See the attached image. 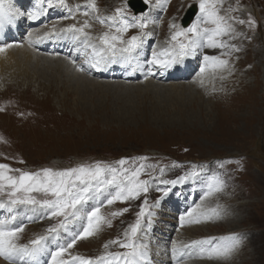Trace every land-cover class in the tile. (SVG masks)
<instances>
[{"label": "rangeland", "instance_id": "rangeland-1", "mask_svg": "<svg viewBox=\"0 0 264 264\" xmlns=\"http://www.w3.org/2000/svg\"><path fill=\"white\" fill-rule=\"evenodd\" d=\"M255 1L259 7L254 6L255 11L252 12V7L245 5L244 10L249 11L243 13L235 8L234 0H218L219 14L230 17L228 23L234 29L230 36L218 39L234 44L239 51L230 48L198 50L195 56L189 58L184 71L177 72L180 76H165L163 69L154 68L155 74L145 79V62L152 58L153 50L159 53L175 43L171 36L178 29L172 25L186 28L181 26L179 19L185 8L192 2L198 3V0H167V3L164 0H149L150 10L156 9L154 13L157 14L151 20L147 13L148 23L144 29L153 35L145 39L138 52L137 59L145 63V70H137L138 75L133 78V82L105 81L111 78L100 74L95 76L90 66L86 70L88 72L74 74L62 66L64 59L59 64L61 70H57L60 73L58 75L50 63L51 57H42V62L47 63L43 67L38 66L31 74H24L25 76L17 72L11 78L14 71L10 69V75L4 82L12 86L0 93V164H8L12 169L27 172L46 167L60 171L81 165L91 166L97 162L102 166L119 168L121 166L117 162L120 160L126 161L123 165L125 169H134L141 164L150 165L151 167L141 172L139 179L154 178L157 182L152 184L147 195L148 205L153 213L152 224L148 226L145 219L143 230L129 240L130 243L134 241L147 246L148 264H264V0L262 3L261 0ZM115 2L116 0H94L95 8H99L101 4L107 6L103 17L115 14L112 8ZM66 3L81 6L73 19L77 22L76 25L78 22L83 24L88 17L93 19L92 14L96 10L87 6L88 0H66ZM11 4L24 13L21 26L29 29H22L20 38L9 41L10 44L26 43L32 28H51L52 20L60 22L56 16L63 20L62 26L69 25L70 18H62L68 15L66 9H63V14H59L56 7L48 8L46 3L43 4L44 11L39 16V24L43 25L39 26L30 25L27 18L29 12L41 7L39 0H11ZM117 4L129 11L125 0H118ZM85 12L88 15H84ZM199 15L198 10L192 23ZM249 17L256 22L254 27L249 25ZM124 18L131 22L129 14H124ZM86 20L90 27L85 31L95 39L93 43L99 42L97 37L103 31H92V21ZM240 20L245 23L239 24ZM94 27L97 29L100 25L95 24ZM201 27L214 25L202 23ZM105 28L108 31L114 30L107 26ZM133 32L134 35H140L138 30ZM122 37L124 40L130 38L126 33ZM181 39L185 38L178 37V40ZM79 44L83 52L85 47ZM91 53L92 51H85L77 62L88 65ZM204 55L217 56L227 60L228 64L224 67H212L209 64L201 73ZM59 60L57 58L54 62L57 64ZM183 74L187 76L184 77ZM242 74L248 75L245 77ZM88 77L97 80L96 83H119L131 91H145L146 96L142 98L146 102L143 101L138 106L137 101L129 102L137 111L134 109L123 116L118 108L129 98L122 96L117 100L114 95L123 94L114 92L113 86H103L91 91L82 90L80 86L76 89L79 94L72 91L70 87L74 82L80 83ZM150 81L164 86L156 90V93L144 90L145 88H135ZM173 164L180 167H172ZM194 165L200 173L198 178L167 186L168 195L158 207H151L161 195L155 190L160 179L175 180L192 170ZM160 168L165 169L163 175ZM213 176H219L224 181V187L202 199ZM114 191V188H109L106 192L94 194L85 210L90 211L93 206H99L100 224L92 236L78 240L69 250L70 255L66 253L63 258L69 261L74 256L84 255L89 259L99 256L111 259L109 253L131 251L130 248L122 249L118 244L110 242L126 239L125 233L135 223L143 194L140 199L116 201L108 205L109 192ZM34 195L38 199L50 198L42 193ZM197 204L201 205L198 211L208 213L211 218L195 229L191 226L182 227L180 216L186 215ZM124 208L129 211L123 215H112ZM23 209L26 211L24 219L34 218L31 214L34 211L30 208H18L15 214L23 215ZM213 209L219 212L218 216H212ZM2 211L0 210V216L4 215ZM37 211L43 213L42 219L23 221L18 225L23 226V231L19 233L17 243H28L40 236L41 232L46 233L47 227L44 225L47 221L51 222L48 226L54 225V219H49L45 210ZM79 222L75 228L71 226L70 232L61 233L67 237L61 245L70 241L73 231L82 230L86 219ZM230 236L240 238L239 245L230 255L209 259L207 250L231 243L226 239ZM194 238L211 239V245L184 249V255L178 260L174 259L171 251L173 246L190 245ZM105 244L109 246L105 248ZM202 248L205 250L203 254ZM75 264H79V261Z\"/></svg>", "mask_w": 264, "mask_h": 264}, {"label": "snow or ice", "instance_id": "snow-or-ice-1", "mask_svg": "<svg viewBox=\"0 0 264 264\" xmlns=\"http://www.w3.org/2000/svg\"><path fill=\"white\" fill-rule=\"evenodd\" d=\"M148 4L149 0H144ZM167 3V0H164ZM218 0H198V10L200 15L190 27L180 28L178 25H172L177 28L171 40L175 43L162 52L153 50L152 58L147 60V71L144 76L148 79L154 75V68L168 69L175 64L181 62L185 57L195 56L199 49L209 48H230L233 51H239L234 44L226 43L218 37L230 36L234 31L232 25L228 23L230 17L220 15V9L217 7ZM40 8L29 12L27 18L29 20L38 19L44 9L43 4H47L48 8L59 7L66 9L68 15L62 17L64 19H75V12L80 9V5L71 6L66 3V0H39ZM88 7L95 8L94 0H88ZM231 9H229L230 11ZM24 13L16 9L11 0H0V32L6 27L13 26ZM84 15H88L87 12ZM99 19V18H98ZM111 21L110 27H115V33L105 32L97 39L99 44L93 43L92 37L86 28L90 27L87 20L81 26L76 24L68 25L65 28L57 31L55 26L51 32L45 33V37L50 38L53 35L61 33L70 34L74 41L81 42L85 49L92 50L89 57L90 68L97 71L107 68V66L116 63H122L126 66H133L135 62V70L144 71L145 63H141L137 59L139 50L142 49L145 39L151 35L150 32H144L147 26V13L141 16L132 15L131 22L125 19L122 9L116 10V15L107 18ZM104 23L105 20H100ZM214 25V27H201V24ZM238 23L243 24L245 21L240 20ZM248 23L250 26H255V21L249 17ZM130 27L139 28L140 35H132L127 40H124L122 34ZM178 37H184L183 40H178ZM42 39V38H41ZM38 42V41H37ZM29 45L34 42L29 39ZM11 44H0V52H4L6 48L11 47ZM166 57V58H161ZM204 66L200 71L203 73L205 67L211 64L212 67H224L228 64L227 60L220 59L217 56L204 55ZM75 66V61H72ZM77 71H86L82 65L76 66ZM146 159V158H141ZM121 167L102 166L99 162L91 166L81 165L79 167L68 168L65 170L54 171L51 168H42L39 171L27 172L19 169H12L8 164H0V196H6V200H0V210H5L9 215L4 219H0V258L8 261V264H39L42 256L48 255L50 260L47 264H148L147 246L137 244L134 241L129 242L131 238L136 237L137 233L143 230L144 221L151 226L153 213L148 205L147 195L152 184L157 183L156 180H141L139 176L141 172L150 165L141 164L134 169H125L124 160L117 162ZM172 167H180L178 164H173ZM197 166H193L192 170L179 176L175 180L160 179L156 191L161 195L157 197L155 204L151 207H158L161 201L168 195L169 185L183 183L189 179H196L200 173L196 170ZM163 175L165 169H159ZM19 173L18 175L9 173ZM163 185L164 187H160ZM224 187V181L219 176H213L209 181L206 191L203 193L202 199H206L212 194L219 192ZM109 188H114L115 191L109 192L107 204L111 205L116 201L127 202L140 199L143 194V202L139 205V211L136 213L135 223L130 225L129 231L125 233L124 241L112 240L110 243L118 244L122 249L130 248L131 251L123 253H109L108 259L106 256H99L95 259H84L78 256L72 257L70 261L63 259L65 254H69L78 240H84L92 236L98 228L101 217L99 215L100 207L93 206L90 211L85 210V206L94 198V194L106 192ZM42 193L44 199H38L34 194ZM18 208H30L33 211L37 209L45 210V214L49 219L59 218V222L49 226L46 229V235H41L29 241L28 244L17 243L19 233L23 231V226H10L12 221L16 219V210ZM201 205L197 204L190 208L186 215L180 216L181 226L184 225L187 218L188 223H200L201 217L210 219L211 216L206 212H199ZM128 208L122 209L120 212L112 213L113 216L123 215L128 212ZM219 212L212 210V216H218ZM86 219V223L82 225V230L73 231L70 241L65 242L55 248L50 253L47 251V243L51 240H56L61 233L71 231V226L77 222ZM110 223V222H109ZM231 243L223 247H210L207 250L209 259L213 257H227L239 245L240 238L230 236L226 238ZM211 245V239L193 240L190 245L183 247L173 246L172 256L174 259H179L184 255V249H190L195 246ZM109 245L105 244L107 248ZM201 249V253H204ZM58 258H60L58 260Z\"/></svg>", "mask_w": 264, "mask_h": 264}, {"label": "bare ground", "instance_id": "bare-ground-1", "mask_svg": "<svg viewBox=\"0 0 264 264\" xmlns=\"http://www.w3.org/2000/svg\"><path fill=\"white\" fill-rule=\"evenodd\" d=\"M115 1V0H114ZM20 19V18H19ZM18 19V20H19ZM18 20H16V22H15V24L13 25V27L14 28H20V29H22L21 28V25H20V22L18 21ZM39 20V19H38ZM110 24H111V22H108L107 23V28L108 29H114V26H112V27H110ZM240 24V23H239ZM56 26H57V28H56V30L57 31H59L60 29H62L63 27L60 25V24H56ZM9 27H11V26H9ZM6 28H8V27H6ZM23 29H26L25 27L23 28ZM53 29V28H52ZM52 29L51 30H49V31H46V32H44V33H40V32H38V30L36 29V28H33L29 33L32 35V36H30L29 38H28V40H27V43H25L24 45H22V44H19V43H16L15 44V46H11V47H8V48H6V50L4 51V52H0V62H6V61H9V60H11V61H14L15 62V64L17 65V67L19 68V67H21L20 68V72H23V74H31L32 73V71L33 72H35V69L38 67V66H40V65H42V66H40V67H43V64H45V63H47V62H41L40 60H38L37 59V56H41V54H38L37 52L38 51H35L34 49H33V47L31 46V45H29V43H28V41H29V39H31L33 42H34V40L35 39H37L38 40V42H37V44H39V43H41L42 42V44L43 45H45V48H46V50H47V52H51V50H53L54 48H55V46H56V44H57V40H65V41H63V44L65 43V45L67 46V49H69V47L71 48V49H75V46L78 48V44H79V42L78 41H74L72 38H71V36H69V35H67V36H65L66 34H64V33H61L60 35H58V36H56V35H53V36H51L50 38H48V37H45V33H48V32H51L52 31ZM5 30V29H4ZM37 30V31H36ZM33 31H36L35 33H33ZM23 33V32H22ZM0 34H2V32H0ZM0 38H2V37H0ZM42 38V39H41ZM47 43V44H46ZM203 49V48H202ZM199 50H201V49H199ZM55 52H62V51H55ZM205 53V52H204ZM209 54V53H208ZM191 56H189V57H185L181 62H179V63H177V64H175L174 66H172L171 68H168V69H163V71H164V75L165 76H169V75H171V76H173V75H181L180 73L179 74H175V73H177V71H184V69L187 67V65H188V61H189V58H190ZM49 61V60H48ZM200 62V61H199ZM49 64V63H48ZM52 64V67H53V69H55V72L57 71V70H59L60 69V66H59V63H55V62H53V63H51ZM50 64V65H51ZM60 64H61V62H60ZM45 67V66H44ZM202 67V66H201ZM40 69V68H39ZM43 69V68H42ZM64 69V68H63ZM131 69H132V67H129V66H126V65H124V64H122V63H118L117 64V67L116 68H114V67H110V68H108V66H107V68H105V70L103 69V70H99V71H97L98 72V74H101L102 75V73H106V71H109V74L108 75H113L114 74V71L113 70H115V75H117V76H122L123 78H127L128 76H130L131 75ZM61 70V69H60ZM15 73H17V72H13V74H15ZM57 73H58V75L60 74L59 73V71H57ZM62 75V74H61ZM71 76V75H70ZM70 76H69V78H70ZM76 78V77H75ZM206 78V77H205ZM32 80V79H31ZM76 80H77V78H76ZM80 80V79H79ZM97 81V80H96ZM96 81H94V80H82V81H80V83H75L74 82V87H73V85H71V89H72V91H74V93H76V94H79L77 91L78 90H76V89H79V87L81 86V88L80 89H82V90H89V91H91V90H98L99 88H101V87H103V86H105L106 88H108L109 86H113V91L115 92V91H117V92H119L118 94H123V95H117V94H115L114 95V97L117 99V100H119V98L120 97H122V96H126L127 98H129L127 101H125L123 104L124 105H121L118 109H119V111H121V113H122V115L123 116H126L127 115V113L128 112H131L132 110H134L135 108H133V105H130V104H128L129 102L130 103H133L134 101H137V102H139V104H137V106L138 105H141V103L144 101V102H146V100L145 99H143L142 97H145L146 96V93H145V91H142V90H140V89H143V88H145L144 90H149V91H153V93L155 92L156 93V90H158V89H161V87L162 86H164V85H161V84H157V83H155V82H153V81H150V82H147L148 84H146V85H144V86H140V85H135L136 87L135 88H137V90H140V92H136L135 90H130L127 86H124V85H119V83H114V84H112V83H106V82H103V83H96ZM109 81H114V80H109ZM79 82V81H78ZM120 82V81H119ZM121 84V83H120ZM136 84H137V82H136ZM255 84V83H254ZM148 86V87H147ZM151 87V88H150ZM189 87V86H188ZM132 88V87H131ZM154 88V89H153ZM191 96V95H190ZM113 97V98H114ZM170 102V101H169ZM136 106V107H137ZM151 106V105H150ZM141 108H143V107H141ZM144 109V108H143ZM136 110V109H135ZM139 110V109H138ZM137 111V110H136ZM157 111V110H156ZM115 116H117V115H115ZM120 117V116H119ZM202 191V190H201ZM203 192V191H202ZM199 193V192H198ZM96 195V194H95ZM105 195H106V193H105ZM194 195V194H193ZM190 198H192V197H190ZM197 198V197H196ZM200 200V199H199ZM91 201V200H90ZM177 202V201H176ZM165 203V202H164ZM163 204V203H162ZM166 204V203H165ZM186 204H188V203H186ZM176 205V204H175ZM179 206H180V204H179ZM192 206V205H191ZM209 206V205H208ZM171 207V206H170ZM189 207H190V204H189ZM182 208V207H181ZM27 209H29V208H27ZM158 209V208H157ZM30 210V209H29ZM29 210H27V211H29ZM32 210V209H31ZM156 210V209H155ZM161 210V209H160ZM23 211L24 212H26L24 209H23ZM22 211V212H23ZM158 211V210H157ZM170 211V210H169ZM176 211V210H175ZM205 211V210H204ZM3 212V214L5 215L4 217H1V219H4V218H6V217H8V213L5 211V210H3L2 211ZM180 212V211H179ZM164 213V212H163ZM31 214H33V212L31 213ZM167 214V213H166ZM42 214L40 213V212H38V213H36L35 215H34V217H39V216H41ZM46 215V214H45ZM163 215H165V214H163ZM169 215V214H168ZM174 215V214H173ZM178 215V214H177ZM25 216L24 215H20V216H16V219L15 220H13V222H12V224L10 225V226H13V225H17V223L18 222H20V221H22V219L24 218ZM177 217V216H176ZM26 219H31V218H26ZM165 219V218H164ZM207 222V221H206ZM80 224V222L78 221V222H75L72 226H73V228H75L76 226H78ZM181 227V226H180ZM190 227V226H189ZM182 228V227H181ZM185 228V227H184ZM195 229V228H194ZM70 232V231H69ZM169 232H170V230H169ZM188 232V231H187ZM167 233V232H166ZM40 236L41 235H46V233H40L39 234ZM165 235V234H164ZM237 235V234H236ZM162 237V236H161ZM67 239V237L65 236V235H60V237L58 238V239H56V240H51V241H49V242H46L47 243V251L50 253L51 251H54L55 249H53V247H57V245H61V242H63V240L65 241ZM29 243V242H28ZM28 243H25V244H28ZM182 243V242H181ZM50 250V251H49ZM82 258H84V259H88V258H86V257H83L82 256ZM60 258H58V260H59ZM64 260H66V261H68V259H66V258H63ZM50 260V257L48 256V255H45V256H42L41 258H40V261H39V264H43V263H45V262H48ZM70 261V260H69ZM121 261H123V260H121ZM195 261V260H194ZM114 263L116 264V262L114 261ZM0 264H8V261L7 260H5V259H3V258H0Z\"/></svg>", "mask_w": 264, "mask_h": 264}, {"label": "water", "instance_id": "water-1", "mask_svg": "<svg viewBox=\"0 0 264 264\" xmlns=\"http://www.w3.org/2000/svg\"><path fill=\"white\" fill-rule=\"evenodd\" d=\"M195 11H196V7H195V6L190 7V8L187 10V12H186V14H185V16H184V19H186V18L188 19V18L192 17L193 14L195 13Z\"/></svg>", "mask_w": 264, "mask_h": 264}]
</instances>
